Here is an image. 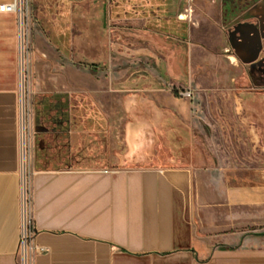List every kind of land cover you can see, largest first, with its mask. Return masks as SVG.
<instances>
[{"label": "crops", "instance_id": "obj_1", "mask_svg": "<svg viewBox=\"0 0 264 264\" xmlns=\"http://www.w3.org/2000/svg\"><path fill=\"white\" fill-rule=\"evenodd\" d=\"M31 2L36 33L23 79L17 15L0 11V264H17L22 182L36 229L34 241L47 249L34 254L33 264H264V165L233 166L226 160L216 165L200 156L181 166H124L144 161L139 152L150 120L138 113H151L148 99L161 93L126 91L123 85L131 82L117 70L121 61L111 53L106 56L97 30H73L69 0ZM142 5L143 12L129 3L128 11L120 13L113 11L112 0L107 14L112 20L141 21L147 34L165 31L162 35L180 39L176 34L182 30L183 38L193 36L183 15L168 16L170 0H144ZM258 7L227 24L220 0V12L213 18L229 29L230 49L242 64L259 61L264 50V5ZM97 14L91 13V19L97 20ZM83 15L84 20L89 16ZM41 16L48 34L38 23ZM84 44L101 48L96 51L101 60L82 58L76 68L74 53H81ZM193 46L189 42L190 50ZM22 83L33 95V123L42 149L26 164L25 173L19 155ZM74 92L84 93L99 110L95 128L105 122L109 132L122 101L132 117L122 129L127 148L122 157L99 165L78 155L84 147L80 141L95 131L73 130ZM252 140L264 150L257 138Z\"/></svg>", "mask_w": 264, "mask_h": 264}, {"label": "rangeland", "instance_id": "obj_2", "mask_svg": "<svg viewBox=\"0 0 264 264\" xmlns=\"http://www.w3.org/2000/svg\"><path fill=\"white\" fill-rule=\"evenodd\" d=\"M109 1L112 0H69L73 10V30L79 33H85L87 29L97 30L100 40L105 42L106 56L111 53L121 61L117 70L131 82L123 85L127 92L156 90L161 93L148 99L146 109L151 108V113L145 114L144 110L138 113L139 117L150 120L139 152L144 161L127 162L124 166L153 163L181 166L200 156L204 162L216 165L225 160L233 166L257 162L264 165V150L252 140L257 138L264 146V67L256 70L254 75L250 68L264 59V50L260 52V60L250 64H242L234 58L229 29L222 22L213 20L214 15L220 12V0H178V12L183 14L189 29L194 30L191 39L189 36L173 39L147 34L146 24L141 21L112 20L107 14L112 8ZM113 2L114 12H127L129 3L136 4L137 12L144 10V0ZM31 3L28 0V14L23 26L24 64L32 59L35 42ZM91 12L98 13L97 20L91 19ZM83 14L89 16L84 20ZM200 14L202 19H198ZM46 21L41 16L38 23L48 34ZM238 25L233 27L238 28ZM189 42L194 43L192 50ZM97 49L101 50L90 49L84 44L81 53H74V66L81 67L84 63L82 58L88 62L101 60ZM177 56L181 59L178 64L174 61ZM107 60L106 57L105 69ZM99 65L102 66L101 63ZM29 75H33L32 68ZM27 87L26 83L21 84L26 164L42 152L33 123V95L27 94ZM185 90L191 93L189 97L181 95ZM71 104L73 130L95 131L83 135L80 143L84 147L78 152L79 156H89L88 159L94 158L99 165H105L126 153L122 129L126 121H132V117L124 111L122 101L114 110L113 120L117 123L112 132L106 130L105 122L99 129L95 128L100 112L84 93L74 92Z\"/></svg>", "mask_w": 264, "mask_h": 264}, {"label": "built area", "instance_id": "obj_3", "mask_svg": "<svg viewBox=\"0 0 264 264\" xmlns=\"http://www.w3.org/2000/svg\"><path fill=\"white\" fill-rule=\"evenodd\" d=\"M0 11L12 12L17 15L18 20V50H19V61H20V72L23 79L24 75V21L25 16L28 14V0H12L8 3L0 4ZM181 95L189 97L191 93L189 91H182ZM29 146V145H28ZM29 148V147H28ZM26 149L27 140L25 133V122H24V108L23 98L20 99V116H19V155L22 170L25 173L26 166ZM107 172V170H104ZM20 221H19V235L17 245V264H33L34 254L39 252H45L47 249L43 246L37 245L34 241L36 229L33 222L32 214L29 209V201L25 184L22 182L20 186Z\"/></svg>", "mask_w": 264, "mask_h": 264}, {"label": "flooded vegetation", "instance_id": "obj_4", "mask_svg": "<svg viewBox=\"0 0 264 264\" xmlns=\"http://www.w3.org/2000/svg\"><path fill=\"white\" fill-rule=\"evenodd\" d=\"M221 1L223 4V8L221 9V12L223 15V21L227 22V24H231L232 21H234L235 19L247 16V15L251 14L252 12L256 11L257 9H260L258 7L259 5H264V0H221ZM170 2H171V7H170L169 13H171V14H169L168 16L179 18V15H183V14H180L178 12L179 11L178 10V0L176 2L171 0ZM226 4L228 5V7L226 6ZM136 11H138V10H136ZM91 13L94 14V12H91ZM154 13H155V11H154ZM262 20H263V21H261V24L263 26L262 32L264 33V15L262 16ZM156 29H158L161 32H162V30H164V28L160 29V27H158ZM163 32H165V31H163ZM162 33L161 34L159 33V35H162ZM176 35L179 37H182V38L185 36V34L183 33L182 30ZM167 37H169V36H167ZM180 60L181 59L178 56L174 59V61H176L177 63ZM262 67H264V59L260 60L256 65L250 66V68H252L251 69L252 74L254 72H256V70L261 69ZM263 79H264V77H262V80ZM258 80L262 81L260 79H258Z\"/></svg>", "mask_w": 264, "mask_h": 264}, {"label": "trees", "instance_id": "obj_5", "mask_svg": "<svg viewBox=\"0 0 264 264\" xmlns=\"http://www.w3.org/2000/svg\"><path fill=\"white\" fill-rule=\"evenodd\" d=\"M226 6L228 7V5L226 4ZM225 7V6H224ZM226 8V7H225Z\"/></svg>", "mask_w": 264, "mask_h": 264}]
</instances>
